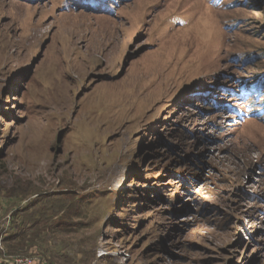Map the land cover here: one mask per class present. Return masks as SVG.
I'll return each mask as SVG.
<instances>
[{"label": "rangeland", "instance_id": "1", "mask_svg": "<svg viewBox=\"0 0 264 264\" xmlns=\"http://www.w3.org/2000/svg\"><path fill=\"white\" fill-rule=\"evenodd\" d=\"M262 78L264 0H0L3 264H264Z\"/></svg>", "mask_w": 264, "mask_h": 264}, {"label": "built area", "instance_id": "2", "mask_svg": "<svg viewBox=\"0 0 264 264\" xmlns=\"http://www.w3.org/2000/svg\"><path fill=\"white\" fill-rule=\"evenodd\" d=\"M1 216V213H0ZM9 220L8 218L5 220V224L0 228L1 236H0V246L2 245L3 237L8 230ZM41 257L36 255H11L7 259L8 264H45L43 260L40 259ZM5 262V260L0 258V264Z\"/></svg>", "mask_w": 264, "mask_h": 264}, {"label": "trees", "instance_id": "3", "mask_svg": "<svg viewBox=\"0 0 264 264\" xmlns=\"http://www.w3.org/2000/svg\"><path fill=\"white\" fill-rule=\"evenodd\" d=\"M257 85L259 86V90L264 89V78H262L261 80H259L257 82ZM11 229V226L8 228L7 232L5 233V236L3 237V241L2 244L6 245V237L9 236V230ZM9 233V234H8ZM21 255V254H20ZM11 256V255H10Z\"/></svg>", "mask_w": 264, "mask_h": 264}, {"label": "crops", "instance_id": "4", "mask_svg": "<svg viewBox=\"0 0 264 264\" xmlns=\"http://www.w3.org/2000/svg\"><path fill=\"white\" fill-rule=\"evenodd\" d=\"M0 203H1V202H0ZM2 206L4 207V205L1 203V204H0V213H1V215L3 214V211H4V208H3ZM1 207H2V208H1ZM0 222H1V224H2L3 220L0 221ZM1 264H3V262H2Z\"/></svg>", "mask_w": 264, "mask_h": 264}]
</instances>
